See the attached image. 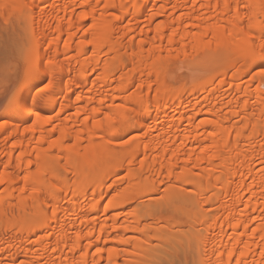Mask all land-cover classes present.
Listing matches in <instances>:
<instances>
[{
    "label": "bare ground",
    "instance_id": "bare-ground-1",
    "mask_svg": "<svg viewBox=\"0 0 264 264\" xmlns=\"http://www.w3.org/2000/svg\"><path fill=\"white\" fill-rule=\"evenodd\" d=\"M16 13L0 264H154L178 232L201 264H264V0H0ZM183 59L207 73L172 85ZM188 187L180 216L155 212Z\"/></svg>",
    "mask_w": 264,
    "mask_h": 264
},
{
    "label": "rangeland",
    "instance_id": "rangeland-1",
    "mask_svg": "<svg viewBox=\"0 0 264 264\" xmlns=\"http://www.w3.org/2000/svg\"><path fill=\"white\" fill-rule=\"evenodd\" d=\"M24 21H25V15L20 14V13L19 14L16 13L8 21H4L3 19L0 20V100L10 90V88H12L10 86L14 85L13 81L15 79H13V78L17 79L18 77H16V75L20 74L19 73V71H20L19 67H21L20 66V60H21V57H23L22 54H24V52L26 51V49L28 47L27 45L29 42L28 41L29 34H28L27 29H26V26H25L26 24ZM184 60L185 59H183L181 61H177V62L168 63V65L171 68H169L168 65L166 66V70H169V72L167 71L166 74L169 77V81H170L169 83L170 84L178 86L179 84L186 83L188 80L190 81L191 78H195L197 76H202L203 72L205 74L206 70L203 67H202L203 69L200 68L202 66L201 64H203V62H198L197 64H195V63H193L187 59L188 62L186 64V60L185 61ZM199 64H200V66H199ZM188 67H189V69H188ZM191 67H192V69H191ZM167 68H169V69H167ZM203 70H205V71H203ZM232 70L233 69H230V71H232ZM255 72H256V70L254 69L253 73H255ZM254 76H255V74H254ZM257 77H258V75H256L255 79H254V80H256L254 82L255 85L256 86L259 85L260 89H264V83H263L264 78H263L262 74L260 73V77L259 78H257ZM11 79L13 81H11ZM186 95H187V97H190L191 93H186ZM55 113H56V111H55ZM3 120H5V118L0 117V122H2ZM52 126L53 125H51V127ZM129 137H130V133H128L125 136H121L120 138H118V140L116 142H118L119 144H122L123 142L128 140ZM119 144H118V146H119ZM124 147L125 146H120L119 148L123 149ZM63 163H64V159L62 161V164ZM64 167L70 171V169L67 168V166H64ZM66 169H64L63 171H64V173L68 174V171H65ZM120 173H121L120 176L123 177V175H125L126 171L123 170ZM68 175L71 176L72 173H69ZM121 187H123V184ZM162 188H165V187L163 186ZM190 188L191 187L185 188L186 190L183 188H178L177 191L179 193L182 192V194H180L181 196L179 195V197H177L178 199L176 198L175 202L169 201L164 196L165 195L164 194L165 189L160 190L161 192L159 191V193L154 195L155 198H152L153 199V200L151 199L152 201L150 200L152 202L153 208L156 210L155 212H157L158 214L167 213L172 217H175L178 215L180 216L181 212L184 211V207L186 206V203L188 201H190L192 199V197L194 199L193 194L195 192L193 193V191H192L193 189L191 188L192 190H190ZM1 190H2V187L0 186V193H1ZM119 190H121V189L119 188ZM195 196H196V193H195ZM15 200L16 199L14 198V201ZM195 200H192V201H195ZM143 201H145V200H143ZM140 202H142V201H140ZM180 227L182 228L181 229L182 232H183V229L186 230V228H187V230H189V227H187V225H182ZM177 228H179V227H175L174 230L176 231ZM190 228H192V227H190ZM178 230H180V228ZM183 233H185V232H183ZM183 233L179 234V232H178V237H179V235H180V237L177 239H179V240L175 239L176 240V241L174 240L175 243L174 242L172 243V245L174 244L173 246H171V245L168 246L167 244H165V241H162V240L161 241L160 240L155 241V242H159L158 244L154 242L155 244L159 245L158 248L155 247L156 250L159 252H157L158 257L156 258L154 264H201L199 261V257L197 259L198 255L196 252L197 249H195L196 246L192 245L191 241L188 239L189 236L186 238L187 235L183 234ZM168 249L170 251H168ZM164 250H165V252H164ZM166 250H167V252H166ZM160 252L163 254V256L161 255ZM171 252L175 256L170 254ZM256 258H259V257L256 256ZM251 264H254V263H251Z\"/></svg>",
    "mask_w": 264,
    "mask_h": 264
}]
</instances>
